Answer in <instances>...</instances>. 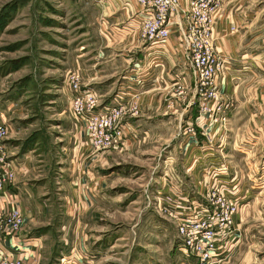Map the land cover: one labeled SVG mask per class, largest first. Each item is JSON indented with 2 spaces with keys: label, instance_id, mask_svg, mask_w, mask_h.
<instances>
[{
  "label": "rangeland",
  "instance_id": "rangeland-1",
  "mask_svg": "<svg viewBox=\"0 0 264 264\" xmlns=\"http://www.w3.org/2000/svg\"><path fill=\"white\" fill-rule=\"evenodd\" d=\"M95 3L0 0V109L9 125L8 152L12 160L29 155L35 163L29 176L38 193L37 205L42 207V201L46 209L23 232L26 237H40V253L22 257L23 261L194 264L181 248L175 222L162 210L174 205L173 199H165L166 193L172 191L188 205L185 199L193 196L194 212L209 206L199 184L209 169L217 171L224 162L237 173L238 189L227 194L240 200L234 215L240 237L220 264H264V84L262 99L255 103L243 96L225 97L219 78L217 86L213 82L205 91L195 77L192 84L181 77L166 92L164 112L141 113L143 89L120 86L128 79L123 61L109 46L101 47L109 38L100 32ZM243 13L249 15L242 18ZM241 18V30L248 25L252 36L260 33L256 39L263 45L264 0H241ZM108 27L105 31L110 34ZM138 47L126 56L132 59L133 71L144 59ZM181 54L182 67L192 75L184 51ZM109 57L114 62L104 64L101 77L95 75L97 61ZM249 67L247 62L241 67V94L245 87L248 94L257 91V84L244 85L254 73ZM76 68L82 74L81 89L95 96L98 108L108 100V105L125 104L129 109L120 120L124 134L115 148L92 149L70 111L67 79ZM258 68L264 76V65ZM209 91L214 96L205 95ZM128 95L134 102H128ZM203 130L213 154L201 146L207 141ZM240 137L241 152L233 159L227 154L229 145ZM191 140L198 144L191 146ZM244 141L248 143L243 146ZM210 156L220 162L209 161ZM224 200L228 210L234 208L228 198Z\"/></svg>",
  "mask_w": 264,
  "mask_h": 264
},
{
  "label": "built area",
  "instance_id": "built-area-1",
  "mask_svg": "<svg viewBox=\"0 0 264 264\" xmlns=\"http://www.w3.org/2000/svg\"><path fill=\"white\" fill-rule=\"evenodd\" d=\"M130 1L140 9L131 17V21L135 23L137 33L144 42L150 46L165 44L173 26L176 25L180 30L181 49L189 62L196 83L205 91L213 87V82L214 86H217L216 79L221 77L224 70V58L215 50L211 36L215 13L221 0ZM177 17L180 21L175 20ZM81 78L82 74L77 68L68 72L70 111L82 127L92 149L100 151L115 148L124 134L120 120L129 109L125 104L98 108L95 96L81 89ZM205 95L214 96V93L209 91ZM8 128L5 121L0 122V233L4 237L15 239L22 233L25 219L15 195L6 189L15 179V165L7 145ZM202 132L207 141H202L201 146L212 147L208 134L205 130ZM197 144V140L192 141L191 146ZM217 169H209L208 177L199 184L202 195L210 201L209 206L201 205L200 210L194 212L191 207H195L193 196L185 199L191 204L188 205L170 191V194L166 193L165 199H173L174 205L162 209L166 217L175 222L181 248L194 264H220L235 248L240 237L234 218L240 200L227 194L238 189L237 173H231L224 162H220ZM226 198L233 209L228 210L225 207ZM0 264L26 263L22 257H11L0 251Z\"/></svg>",
  "mask_w": 264,
  "mask_h": 264
},
{
  "label": "crops",
  "instance_id": "crops-1",
  "mask_svg": "<svg viewBox=\"0 0 264 264\" xmlns=\"http://www.w3.org/2000/svg\"><path fill=\"white\" fill-rule=\"evenodd\" d=\"M95 2V7L99 11L97 20L100 32L105 33L109 38L108 42H110L108 44L106 41L107 43L102 44L101 47L109 46L110 51L116 52V55L121 58L118 61L121 63L123 61V65L125 66L122 68L124 71L123 75L128 79L125 82L120 81L118 84L120 86H127L128 91H132L129 88H141V91L143 89L140 105L141 113L156 112L157 114H161L165 110L164 101L167 96L166 92L169 91L170 87L171 91L173 83H175L174 80L180 81V78L183 77L185 81L189 79L188 83L192 84V76L194 79L193 73L191 75L189 69L182 67L184 58L183 54H181L183 51L178 39V37L180 38L179 28H176V25L173 26L169 39L161 46L143 45L144 41L142 39L139 40L140 36L137 33L136 25L131 21V17L140 11L138 6L134 5L132 1L128 2V0H95ZM221 7L218 9L219 12L217 10L215 13L211 36L217 53L224 58V65L227 67L224 76L221 75L222 77L219 78L221 93L229 99L241 100V96H243L245 100H253V102L258 103L263 95L261 92L262 87L260 89V86L264 84V76L259 75L261 69L258 68H262L264 65V59H262L264 53L262 54L263 51H260L264 49V44H258L259 39H256L260 33L252 36L253 32L247 28L248 25H244V30H241V19L249 15L243 13V17L241 18V0H224ZM178 18H175V20L180 21V18ZM109 24L111 28L107 26ZM107 27L111 30L112 33L110 34L112 36L106 33L105 28ZM261 41H264V39H261ZM137 47L142 51L144 59L138 64L136 63L137 70L133 71L132 66H130L132 59L126 56ZM241 55L244 58H242L244 64L243 62L241 63ZM129 56L131 57V55ZM111 61L114 62L110 57L97 61V63H100L94 69L95 75L101 77V72L103 71V67H105L104 64H109ZM245 61L250 63L249 68L253 69L254 73L247 80H244V85L247 83V85L257 84L256 93H246L245 87L244 92L241 94V67H245ZM129 67L132 69L130 72L128 70ZM141 82L140 87H135L137 83ZM238 89L240 90L238 91ZM127 100L134 101V97L128 95ZM105 103L107 104L100 106V108L108 106V100ZM6 120L5 111L0 109V122L5 121L7 124ZM246 143L248 142L244 141L242 143L243 146ZM227 144H230L229 139ZM203 147L207 148V153H212V147ZM208 148H211V151ZM241 148L240 137L239 142L234 141L231 146L229 145L230 152L227 154L229 157L235 159L240 154ZM28 156L17 157V159L13 158L17 176L15 183L13 182L6 187L8 192L15 195L25 219V227L20 236L15 239L13 237H4L0 233V251L11 257L28 258V255H33V258H35L40 253L42 245L40 237H26V234H23L24 231L32 227V224L36 221L38 212L40 210L44 212L45 209V204L42 201H40L42 207L39 208L37 205L38 199H36V195L38 193L33 188L32 177L29 176L34 170L32 165L35 163H31ZM209 158V161L219 162L217 158L211 156ZM239 175L241 178V172Z\"/></svg>",
  "mask_w": 264,
  "mask_h": 264
}]
</instances>
